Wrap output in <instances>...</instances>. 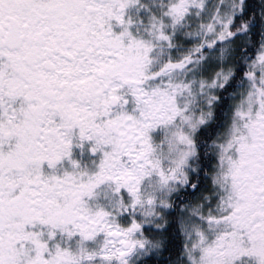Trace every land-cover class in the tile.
<instances>
[{"label": "snow or ice", "instance_id": "snow-or-ice-1", "mask_svg": "<svg viewBox=\"0 0 264 264\" xmlns=\"http://www.w3.org/2000/svg\"><path fill=\"white\" fill-rule=\"evenodd\" d=\"M0 264H264V0H0Z\"/></svg>", "mask_w": 264, "mask_h": 264}]
</instances>
